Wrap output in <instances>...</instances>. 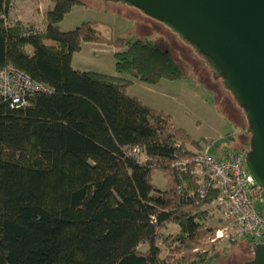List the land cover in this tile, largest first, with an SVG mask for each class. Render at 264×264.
I'll use <instances>...</instances> for the list:
<instances>
[{"label":"trees","instance_id":"16d2710c","mask_svg":"<svg viewBox=\"0 0 264 264\" xmlns=\"http://www.w3.org/2000/svg\"><path fill=\"white\" fill-rule=\"evenodd\" d=\"M51 1L37 30L10 21L12 0H0V70L14 66L49 88L20 107L0 96V264H168L158 240L169 223L179 230L162 239L184 249L181 264L205 261L193 248L212 231L202 208L218 190L199 193L192 160L202 143L128 94L132 80L75 68L73 54L83 42L114 44L117 72L150 84L184 77L183 67L157 39H112L90 21L64 31L60 22L82 3ZM244 116L248 134L235 151L252 148Z\"/></svg>","mask_w":264,"mask_h":264},{"label":"rangeland","instance_id":"374dc122","mask_svg":"<svg viewBox=\"0 0 264 264\" xmlns=\"http://www.w3.org/2000/svg\"><path fill=\"white\" fill-rule=\"evenodd\" d=\"M79 1L82 4H74L60 22L62 30H72L90 21L104 36L112 39L130 36L157 39L183 67L185 76L178 79L163 78L156 84H150L129 74H119L115 58L117 48L114 44L103 42H83L82 48L73 54L75 67L129 78L132 81L128 94L137 96L145 104L169 114L175 126L184 128L193 139L202 143L200 150L212 145L211 151L215 154L216 149L225 153L227 150L243 147V141L248 134L244 111L235 104L229 91L222 89L219 81L212 78L205 62L168 26L121 1ZM53 5L51 0H12L8 19L20 20L41 30L46 25V13ZM187 147L196 150L191 144ZM141 160H145L144 155H141ZM187 161L184 159L182 163L186 164ZM192 166L199 182L204 176L202 168L196 163ZM153 181L162 189L166 187L167 178L159 169L155 171ZM203 209L204 224L212 228V231L193 248V252L206 255V260L197 264H243L254 257L247 240L228 241L226 238L216 237V230L223 221L215 200L203 206ZM178 230L177 224L169 223L162 229L158 240L163 250L162 256L166 257L168 264H181L184 254H187L182 248L173 250L178 243L168 248L163 242L164 235L176 233ZM140 248L145 249L146 245ZM212 255L216 257L211 259Z\"/></svg>","mask_w":264,"mask_h":264},{"label":"water","instance_id":"95a60500","mask_svg":"<svg viewBox=\"0 0 264 264\" xmlns=\"http://www.w3.org/2000/svg\"><path fill=\"white\" fill-rule=\"evenodd\" d=\"M113 1L168 26L243 108L252 134L246 163L264 202V0ZM251 247L254 257L243 264H264V242Z\"/></svg>","mask_w":264,"mask_h":264},{"label":"built area","instance_id":"2783aa9c","mask_svg":"<svg viewBox=\"0 0 264 264\" xmlns=\"http://www.w3.org/2000/svg\"><path fill=\"white\" fill-rule=\"evenodd\" d=\"M43 83L33 80L29 75L7 66L0 70V96L9 100L12 107L28 103V96L34 92L47 91ZM212 145L198 151L193 161L204 173L199 193L207 195L208 186L218 190L215 199L217 210L223 221L216 230L217 238L228 241L250 240L264 242V204L261 201L262 189L249 173L246 161L247 149L231 150L219 158L211 152ZM135 152L139 148L133 147ZM261 202V205H259Z\"/></svg>","mask_w":264,"mask_h":264},{"label":"crops","instance_id":"0c3cea01","mask_svg":"<svg viewBox=\"0 0 264 264\" xmlns=\"http://www.w3.org/2000/svg\"><path fill=\"white\" fill-rule=\"evenodd\" d=\"M74 66V65H73ZM75 67V66H74ZM75 68H78V69H81L80 67H75ZM81 70H83V69H81Z\"/></svg>","mask_w":264,"mask_h":264},{"label":"flooded vegetation","instance_id":"af4514ba","mask_svg":"<svg viewBox=\"0 0 264 264\" xmlns=\"http://www.w3.org/2000/svg\"><path fill=\"white\" fill-rule=\"evenodd\" d=\"M263 204H264V202H263Z\"/></svg>","mask_w":264,"mask_h":264}]
</instances>
